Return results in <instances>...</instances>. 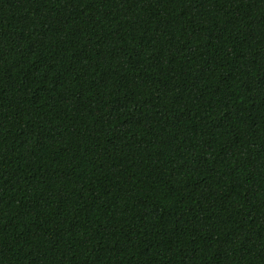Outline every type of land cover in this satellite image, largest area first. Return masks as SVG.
Masks as SVG:
<instances>
[{"label": "trees", "instance_id": "trees-1", "mask_svg": "<svg viewBox=\"0 0 264 264\" xmlns=\"http://www.w3.org/2000/svg\"><path fill=\"white\" fill-rule=\"evenodd\" d=\"M0 264H264V0H0Z\"/></svg>", "mask_w": 264, "mask_h": 264}]
</instances>
